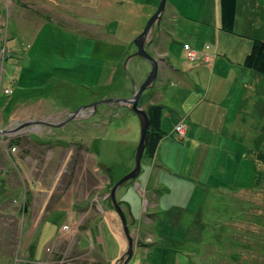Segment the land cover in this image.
<instances>
[{
	"label": "rangeland",
	"instance_id": "rangeland-1",
	"mask_svg": "<svg viewBox=\"0 0 264 264\" xmlns=\"http://www.w3.org/2000/svg\"><path fill=\"white\" fill-rule=\"evenodd\" d=\"M167 2L13 0L12 17L3 11L0 264H264V73L249 53L240 65L226 54L243 52L247 27L215 0H196L202 21L175 22ZM243 2L264 19V0ZM258 26L251 47L264 43ZM172 35L180 53L165 54ZM165 65L170 83L190 78L175 89L190 94L188 113L169 124L173 113L144 97L169 80ZM135 110L148 119L139 159Z\"/></svg>",
	"mask_w": 264,
	"mask_h": 264
},
{
	"label": "crops",
	"instance_id": "crops-1",
	"mask_svg": "<svg viewBox=\"0 0 264 264\" xmlns=\"http://www.w3.org/2000/svg\"><path fill=\"white\" fill-rule=\"evenodd\" d=\"M219 7L220 10L223 11V17H228L229 20L232 21L233 26L236 25L237 23L241 22V24L237 25V26H244L247 27L244 30V34L245 37L244 39H237L236 41H238L239 45L244 46V50L243 52L237 54L233 51H231L230 53H226V54H234V57L232 60H235L237 62V64H242L243 59L246 57V55L248 53H250V48H251V43L253 40L255 39H259V34L260 33V28L258 25H262L264 19L262 18L263 14H259L258 10H255V8L251 9L250 12L248 14H246V12L244 11V9H242L240 7V3L244 4L245 2L243 1H251V3L256 4V2L259 4V0H215ZM158 1L153 2L150 7L154 8L157 5ZM196 5V0H170V2L166 3L165 6V10H166V16L169 15V17L171 19H176L175 22H179V23H184L185 20L188 21V17L190 15V12H195L198 17H201L200 20L202 21V14H200V9H196L195 8ZM151 9H145V10H152ZM49 12L51 10H48ZM204 15V14H203ZM197 17V21L199 22L200 20ZM162 24V22H161ZM160 24V25H161ZM215 24L218 25H224V21L223 19H218L215 18ZM236 27V26H235ZM178 28H180L178 26ZM176 29V28H175ZM175 30H173L172 32H174ZM133 31H128L126 33L125 36H123L120 39V36H116L115 39L118 40H122L126 41L128 40V38L131 36H134L135 33H131ZM187 33V31H186ZM156 37L154 39V42H157L159 37L160 39L163 37V31H157L155 32ZM107 35V34H104ZM211 37L215 38V34L214 32L211 33V35L209 36V41L211 43H219V40L217 39H213ZM101 38H112L111 36H105V37H101ZM113 39V38H112ZM153 41V40H152ZM151 41V43H152ZM251 41V42H250ZM100 42V41H99ZM204 40H193L191 41V47L193 49L195 48H201L203 45ZM102 43V42H101ZM101 43L97 44L98 46L101 45ZM222 43V42H221ZM214 45V44H213ZM160 50L162 52H164L165 54H169V52L171 54H176L177 52L180 53L179 51V47L177 45V39L174 38V35L170 36V41H162L160 42ZM169 50V52H168ZM225 50H228V47L225 48ZM225 54V53H224ZM139 57V56H137ZM169 60V59H167ZM166 60V62H167ZM146 61V60H145ZM162 71L165 72V74H167L168 72V77L169 80H165L163 78V81L160 82L161 84H156V86L158 87H153L150 88L149 90H147V92L145 93L144 97L146 98H150L152 100L153 104L156 105H161V106H165L167 109H169V111H171L173 113V117L166 118L169 123H173L175 118L178 119V117L183 116L186 113H188V108L190 106V94L189 95H182L180 93V91L177 93L175 89L177 90H186L189 91L190 90V78L188 77V75H185L187 73H182L180 74L181 76H186L184 77V80H178L176 81L177 85H180L181 87H177L176 84H172L170 82H172V79H176V76L173 74V71L167 69L166 65L165 67L161 70V75L163 77ZM149 72V68H147L146 70H143V72H140L143 74L142 75L135 71L134 72V76L139 77V80L143 81L144 78L146 77V74ZM182 72V71H181ZM139 81V82H141Z\"/></svg>",
	"mask_w": 264,
	"mask_h": 264
},
{
	"label": "trees",
	"instance_id": "trees-1",
	"mask_svg": "<svg viewBox=\"0 0 264 264\" xmlns=\"http://www.w3.org/2000/svg\"><path fill=\"white\" fill-rule=\"evenodd\" d=\"M253 48V49H252ZM250 56L245 59V64L255 63L256 71L264 73V43L261 41H254L251 47Z\"/></svg>",
	"mask_w": 264,
	"mask_h": 264
},
{
	"label": "water",
	"instance_id": "water-1",
	"mask_svg": "<svg viewBox=\"0 0 264 264\" xmlns=\"http://www.w3.org/2000/svg\"><path fill=\"white\" fill-rule=\"evenodd\" d=\"M141 55L143 57H145L146 59H148L149 61L152 62L153 72H156L155 63H154L153 60H151V57L149 55L147 56L146 53H143ZM150 79H151V76L148 78L147 82H145L144 87L147 86L148 81ZM144 87L140 88V92L144 89ZM131 104L133 105L132 107H135V104H133L132 102H131ZM135 112L137 113L138 111L135 110ZM138 115L141 118V140H140L139 146L137 148V152H136L137 153V159H139L140 155L142 154V150H143V139L146 136V129H147V126H148V119H147L145 113L138 112ZM134 175H135V173L131 174L130 176L125 177V179L127 180V179H129L130 177H132Z\"/></svg>",
	"mask_w": 264,
	"mask_h": 264
},
{
	"label": "bare ground",
	"instance_id": "bare-ground-1",
	"mask_svg": "<svg viewBox=\"0 0 264 264\" xmlns=\"http://www.w3.org/2000/svg\"><path fill=\"white\" fill-rule=\"evenodd\" d=\"M2 7H3V10H1L0 9V21L1 20H3L4 21V12L5 13H8V15H11V17H12V15H13V11H14V9L17 7L18 8V6H15V4L13 3V0H3L2 1ZM4 11V12H3ZM10 17V16H9ZM10 17V18H11ZM19 24L18 25H20V26H22L21 25V22L19 21L18 22ZM3 25H6V21L5 22H3ZM1 26V25H0ZM10 33H12V34H14V32L12 31V30H10V29H7ZM36 30V29H35ZM39 31V30H38ZM10 34H8V36H9ZM15 35V34H14ZM8 36H6V38L5 39H7L8 38ZM37 36H38V34L36 33V35L34 36V37H32V39H38L37 38ZM194 57V56H193ZM10 82V84H12L13 83V80H10L9 81ZM10 90V89H9ZM123 264V263H122Z\"/></svg>",
	"mask_w": 264,
	"mask_h": 264
}]
</instances>
